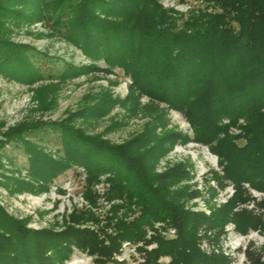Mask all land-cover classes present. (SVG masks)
Here are the masks:
<instances>
[{"label":"trees","instance_id":"obj_1","mask_svg":"<svg viewBox=\"0 0 264 264\" xmlns=\"http://www.w3.org/2000/svg\"><path fill=\"white\" fill-rule=\"evenodd\" d=\"M203 3L205 7L184 15L157 0H0L3 76L26 83L44 79L38 61L46 54L12 41L11 33L21 24L45 20L52 33L78 47L91 62H66L59 74L49 67L48 79L120 67L131 79L126 98L146 95L182 112L193 128L191 139L207 144L219 158L222 175L214 172L215 179L230 180L233 188L228 200L205 214L184 208L180 199L185 190L170 194L162 186L174 185L173 179L185 175V169L176 165L158 174L155 159L166 142L187 140L174 129L155 132L165 123L162 113L145 131L122 143L86 133L69 119L33 121L6 130L0 124V168L3 161L12 165L13 158L1 152L8 144L21 147L27 158V178L14 175L20 168L0 172V183L8 191L47 190L68 163H77L89 181L106 174L110 187L105 199H118L102 224L97 214L81 210L78 216L70 213V224L59 231L30 229L0 207V264H59L71 247L94 255L98 262H113L124 241L143 243L142 264H152L159 255L171 257L174 264H221L216 256L205 257L199 251L197 236L207 238L227 222L244 234L264 230V0ZM99 60L104 68L96 65ZM113 101L111 96L96 101L86 108L87 114H102ZM231 127L241 129L240 134H231ZM47 129L57 135L59 158L31 138ZM242 137L245 142L237 141ZM94 199L88 197L90 202ZM129 205L139 210L132 219L126 213ZM154 221L174 227L176 237L156 234ZM147 227L152 229L149 237ZM150 244L155 246L146 249ZM243 253L246 264H264V249L256 250L251 242Z\"/></svg>","mask_w":264,"mask_h":264},{"label":"rangeland","instance_id":"obj_2","mask_svg":"<svg viewBox=\"0 0 264 264\" xmlns=\"http://www.w3.org/2000/svg\"><path fill=\"white\" fill-rule=\"evenodd\" d=\"M157 2L184 15L192 8L205 7L203 0H157ZM11 39L17 43L30 45L36 52L46 54L45 59L38 61L45 77L41 81L26 83L0 73L2 130L33 121L58 122L69 119L72 125L82 128L86 133L105 138L112 143H122L145 131L154 116L158 118L157 114L162 113L165 123L156 126L157 134H162L167 128L180 131L187 136L186 141L166 142L163 145L164 151L155 159L153 168L158 174L176 165L185 169V175L173 179L174 185L168 182L167 188L166 184L162 186L170 194L176 190H185L186 195L180 199L184 208L205 214L218 209L232 195L230 180L220 179L218 183L215 179L214 172L222 175L217 154L213 153L207 144L191 139L194 135L193 128L183 113L167 107L164 103L155 102L146 95L136 93L134 97L126 98L131 79L120 67H112L111 71H82L64 78L57 75L53 79H48L49 67L52 69L51 73L59 74L60 71L57 70H61L66 62L76 66L88 65L91 62L78 47L52 33L45 20L21 24L13 29ZM95 63L101 68L105 67L102 60ZM109 96L115 101L106 112L98 115L87 114V107ZM227 120L224 118L223 122L226 123ZM238 124H243V120H239ZM240 132L241 129L238 127L230 128L233 135ZM39 133L38 136L31 137L33 141L45 144L46 152L59 158L58 154L62 153L57 151L60 149L57 135L50 129H47L46 133L44 131ZM38 137L43 138L39 140ZM237 141L243 143L245 138H239ZM22 151L21 147L6 145L1 152L11 156L13 162L9 165L3 161L0 172L7 174L10 169L20 168L14 175L27 178V158ZM86 172L82 165L68 163L67 167L48 183L47 190L37 193L10 192L0 183V207L12 218L25 221L26 226L33 230H62L70 224V213L78 216L81 210L88 209L98 215L102 224L105 212H108L111 203L118 202V199L110 202L105 199L110 187L106 174L89 181ZM155 184L161 185L158 182ZM251 192L258 198L262 196L255 190ZM88 197L95 199L90 202ZM127 208H131L126 211L129 219L139 214L134 205ZM121 210L119 214L125 208ZM153 227L157 228L156 234L159 233L164 239L176 237L175 228L166 225L164 221H154ZM151 234L152 229L147 227L146 237ZM199 236L196 243L199 251L205 257L216 256L221 264H246L243 249L248 242H251L258 251L264 249L263 229H250L244 234L231 222L217 227L211 234L205 235L207 238ZM154 246L155 244H150L145 247L150 250ZM140 248H143L142 242L124 241L121 253L114 256L115 261L101 263L95 260L94 255L80 248L71 247L59 264H142L145 262V252L140 251ZM155 258L152 264H174L173 259L166 255Z\"/></svg>","mask_w":264,"mask_h":264}]
</instances>
